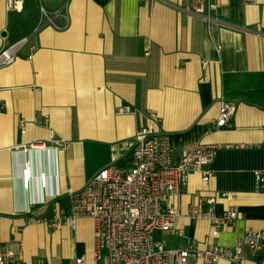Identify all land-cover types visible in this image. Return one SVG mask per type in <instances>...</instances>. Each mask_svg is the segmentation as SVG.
I'll return each mask as SVG.
<instances>
[{
    "label": "crops",
    "instance_id": "0c3cea01",
    "mask_svg": "<svg viewBox=\"0 0 264 264\" xmlns=\"http://www.w3.org/2000/svg\"><path fill=\"white\" fill-rule=\"evenodd\" d=\"M191 3L15 0L8 11L0 0V49L4 38L19 45L15 62L0 69V241L16 264H75L91 254L90 219L72 227L61 213L103 168L130 167L146 126L169 137L177 158L194 143L220 146L209 182L193 173L169 201L185 231L170 237L173 247L165 241L170 248L231 249L248 230H264L256 177L264 171V110L223 93L227 75L264 74V0H210L211 27ZM222 99L234 103L232 128L214 131ZM122 107L132 114L119 115ZM37 142L49 149L29 150ZM198 204L219 217L235 209V225L215 229L191 217ZM242 253L243 264H264V249Z\"/></svg>",
    "mask_w": 264,
    "mask_h": 264
},
{
    "label": "built area",
    "instance_id": "2783aa9c",
    "mask_svg": "<svg viewBox=\"0 0 264 264\" xmlns=\"http://www.w3.org/2000/svg\"><path fill=\"white\" fill-rule=\"evenodd\" d=\"M241 1L245 5L258 2ZM14 7L15 0H6L8 11ZM216 8L210 0H192L191 3L192 14L205 18L209 27L215 23L210 12ZM18 47L9 44L7 38L3 39L0 69L15 62ZM207 66V62L203 63L204 69ZM234 113V103L222 99L213 130L231 129ZM118 114H132V111L129 107H122ZM150 118L158 121L153 112ZM19 125L22 133H26L25 121H20ZM219 147L194 143L182 150L177 158L167 135L152 126L143 127L133 141L130 167L112 163L99 171L82 190L70 193L69 212L61 213L64 224L75 227L78 220L90 219L93 227L91 254L78 256L75 264H189L191 255L196 258V264H221L222 261L243 264L244 246L253 256L259 255L264 249V230H248L240 243L231 249L214 244L200 249L193 242L185 247L170 248L165 241H156V231L177 238L185 237V231L180 227L181 213L169 201L172 197H180L181 187L193 173L201 174L203 182H209L212 177L209 167ZM48 149L45 143L37 142L29 150ZM256 177L260 190L264 192V171H257ZM223 197L229 198V195ZM209 203L214 205L216 200L211 199ZM236 212L231 209L219 217L212 210L205 212L198 204L191 209L190 215L195 219H206L212 227L220 229L235 225ZM51 227L59 228L60 222L52 223ZM0 264H16L9 246L1 241Z\"/></svg>",
    "mask_w": 264,
    "mask_h": 264
},
{
    "label": "trees",
    "instance_id": "16d2710c",
    "mask_svg": "<svg viewBox=\"0 0 264 264\" xmlns=\"http://www.w3.org/2000/svg\"><path fill=\"white\" fill-rule=\"evenodd\" d=\"M225 97L264 110V74H234L224 79Z\"/></svg>",
    "mask_w": 264,
    "mask_h": 264
},
{
    "label": "rangeland",
    "instance_id": "374dc122",
    "mask_svg": "<svg viewBox=\"0 0 264 264\" xmlns=\"http://www.w3.org/2000/svg\"><path fill=\"white\" fill-rule=\"evenodd\" d=\"M171 235L170 234H167V233H161V232H157L155 233V238H156V241H169L170 243V247H173L174 246V239L173 238H170ZM188 263L189 264H196V258L191 255L188 257Z\"/></svg>",
    "mask_w": 264,
    "mask_h": 264
},
{
    "label": "water",
    "instance_id": "95a60500",
    "mask_svg": "<svg viewBox=\"0 0 264 264\" xmlns=\"http://www.w3.org/2000/svg\"><path fill=\"white\" fill-rule=\"evenodd\" d=\"M31 173H32V171H31Z\"/></svg>",
    "mask_w": 264,
    "mask_h": 264
}]
</instances>
